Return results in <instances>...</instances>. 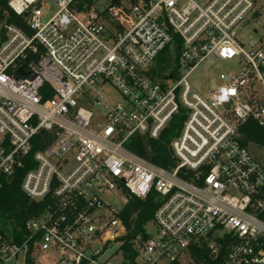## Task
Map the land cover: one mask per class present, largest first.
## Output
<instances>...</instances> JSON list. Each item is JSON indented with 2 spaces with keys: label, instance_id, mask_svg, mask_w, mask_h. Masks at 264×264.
<instances>
[{
  "label": "built area",
  "instance_id": "built-area-1",
  "mask_svg": "<svg viewBox=\"0 0 264 264\" xmlns=\"http://www.w3.org/2000/svg\"><path fill=\"white\" fill-rule=\"evenodd\" d=\"M6 1L25 28L0 19V187L41 149L21 185L37 214L19 242L0 234V264H111L127 228L103 193L125 208L160 198L155 236L122 264H206L223 250L221 264H264V163L241 143L247 122L264 130V27L243 40L244 22L264 18L258 0H58L46 22L42 0ZM178 43V78L157 81V57ZM209 63L206 89L193 88ZM178 115L173 165L126 148Z\"/></svg>",
  "mask_w": 264,
  "mask_h": 264
},
{
  "label": "trees",
  "instance_id": "trees-1",
  "mask_svg": "<svg viewBox=\"0 0 264 264\" xmlns=\"http://www.w3.org/2000/svg\"><path fill=\"white\" fill-rule=\"evenodd\" d=\"M88 1L91 3L93 0ZM111 1L114 3L119 2V0ZM5 18H7L9 23L15 24L22 29L25 28L22 19L17 18L8 7V2L1 0L0 19ZM177 41L179 42V40ZM179 53V43L173 51L170 48L163 51L157 57L152 77L160 82H163L170 74H172L173 78H178L175 66H177ZM184 120L185 117L178 115L158 139L138 135L126 144V148L157 166L168 168L174 164L170 144L182 129ZM241 135V143L243 145L246 146L251 142L264 147V130L259 128L255 122H247L241 128ZM39 149H41L39 146L33 148L32 154L26 162V168L17 171L15 180L12 182L3 181L0 187V234L13 239L15 242H19L22 239L25 222L37 214L35 209H31L30 200L22 192L21 185L25 174L32 168L33 154ZM159 206L160 198L157 194L151 193L145 200L134 199L122 212L121 219L127 228V235L123 238L124 244L122 247L126 258H135L133 245L139 238L145 239L148 237L147 226L152 223L154 214ZM225 254L223 250L218 261H209L206 264H221ZM195 256L196 258L205 256L204 250L196 252Z\"/></svg>",
  "mask_w": 264,
  "mask_h": 264
},
{
  "label": "rangeland",
  "instance_id": "rangeland-1",
  "mask_svg": "<svg viewBox=\"0 0 264 264\" xmlns=\"http://www.w3.org/2000/svg\"><path fill=\"white\" fill-rule=\"evenodd\" d=\"M57 1L58 0H42V6L43 7L47 6L49 8V11L46 12L45 22L49 20L57 11ZM257 4L260 14L264 17V0H258ZM78 18L80 20H83V16L78 15ZM252 18L253 17L251 16L244 22L243 40L245 45H248L251 39L256 40L258 38V36L253 33L254 29L261 30L262 27H264V18L259 19L257 21L253 20ZM209 66L210 63L205 64L191 75L189 82L193 88L197 90L206 89V83H205L206 81L204 79H201V76L203 75V72L206 69H208ZM216 66H217V72H223L229 69L228 65L216 64ZM103 92L104 94H106V96L109 99H111L112 102H118L121 100V95L111 85H107L103 90ZM250 149L253 156H255L258 160L264 163V147L257 144H253L250 146ZM102 197L105 201L109 203L111 207H113L119 213H122L124 211L125 204L115 195L111 193L108 194L103 193ZM147 229L150 235L155 236L156 227L153 223L149 224L147 226ZM116 250L119 251L118 255L112 260L111 264H122L124 257L121 246H119ZM35 259H36V264H55V259L52 256L39 254L35 257Z\"/></svg>",
  "mask_w": 264,
  "mask_h": 264
},
{
  "label": "water",
  "instance_id": "water-1",
  "mask_svg": "<svg viewBox=\"0 0 264 264\" xmlns=\"http://www.w3.org/2000/svg\"><path fill=\"white\" fill-rule=\"evenodd\" d=\"M21 74H22V71H21ZM31 209H33V210L36 209V205L35 204H32L31 205Z\"/></svg>",
  "mask_w": 264,
  "mask_h": 264
}]
</instances>
